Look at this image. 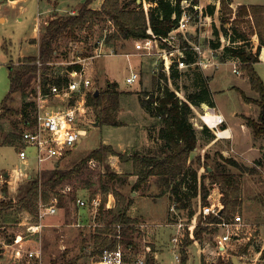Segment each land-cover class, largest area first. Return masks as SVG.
<instances>
[{
  "label": "rangeland",
  "instance_id": "1",
  "mask_svg": "<svg viewBox=\"0 0 264 264\" xmlns=\"http://www.w3.org/2000/svg\"><path fill=\"white\" fill-rule=\"evenodd\" d=\"M25 1L22 0L18 5L13 6L10 0H0V16H7L5 22H0V38H7L0 43V104L10 90L9 65L17 67L21 60L25 59L23 56L38 54V46L28 40L35 33L33 30L35 15L38 12H42L44 16L51 14L46 17V21H50L56 15H67L70 10L77 11L79 4L87 0H70L68 4V0L63 2L56 0L55 7L61 9L55 15H52L54 10L47 11L51 7V3L47 0ZM100 1L93 0L92 6L97 7ZM141 1L137 0V3ZM249 2L264 3V0H233L232 15L223 13L220 0L198 1L205 14L210 4L214 5V12L204 21L201 28L192 25L186 32V36L194 42L203 44L206 48H212L213 60L216 63L207 69L197 65L179 70L177 85L175 79L172 76L169 79L166 73L162 74L163 81L160 87L155 84L154 70L156 66L161 68V58L157 54L138 56L135 39L122 41L123 43L117 41L115 46L108 43L107 35L113 32V29L106 30L107 25L103 22L95 25L94 29H79L74 37H63L59 40L52 59L57 72L65 71L68 62L78 59L79 56L84 58L99 54L88 66L93 89L95 91L99 89L100 92L116 81L119 83V90L122 91L120 104L115 112V120L119 125L103 124L93 107L88 116L93 120L92 126L87 128L82 142L58 161L59 167L73 168L92 150L102 145L112 146L116 153L105 154L102 161L92 158L82 164L78 174L56 188L59 190L57 212L41 218L39 210L34 215L16 205L25 192L28 179L24 176L17 177L16 172L13 171L14 167L26 166L18 155L20 138H14L12 134L21 132L23 124L20 112L0 110V201L10 204L0 209V264H51L52 261H57V264H69L71 261L73 264H91L99 254L95 235L101 233L99 229L110 224L118 205L113 189H117L127 199L132 200V203L128 205L127 213L132 219L137 220L136 223L160 225L150 236L155 243L156 253L149 257L146 264H182L183 250L188 255L187 264H202L203 261L206 264H217L221 261L228 264H240L241 261H244V264H264V240L259 236V229L264 227V133L255 137L253 128L247 124V118H252L256 122L260 121V107L255 102L259 99V94L251 88L249 79L241 67L240 59L226 50V46L242 44V42L234 41L231 20L236 17L240 5L237 3ZM146 4L149 9V2L147 1ZM40 36L41 34L39 38ZM182 36L181 33L180 37ZM214 43H218V46L214 47ZM242 45L246 50L257 53V34L250 32L248 41ZM127 52L134 54L127 57L124 55ZM261 55L262 51L255 67L264 80V61H261ZM234 65H237L240 73L233 71ZM133 69H141V78L129 84L126 78ZM202 82H205L210 89V98L215 106L208 102L192 104L194 113L191 120L197 129L199 140L191 159L196 160L198 156L201 157L202 165L199 168V175H204L205 184L208 186L212 175L208 173L206 164H209V169L211 167L210 170H212V166H216L218 162L223 163L227 171L237 175L241 185L242 199L240 210L236 211L229 220L233 221L235 216L240 214L247 223L239 230V235L233 236L226 251L218 247V236L223 233V230L218 226L216 229L214 225H209L207 222L209 215L200 212V206L205 204L200 198L192 199L194 214L189 216L188 208L179 210L175 207L177 214L173 213L171 207L175 204L161 177L151 176L145 186L134 190V184L138 178L133 174L134 156L158 154L161 148V141L157 138L160 125L156 118L143 109L139 98L145 97L148 92L162 91L168 85L175 90L177 96L187 100L189 93L199 91ZM35 84L34 78L28 92ZM8 103L11 108L20 110L24 103L23 94L21 92L12 94ZM205 105L216 107L217 112L222 108L227 117L232 116L231 119L237 118L248 125L249 131L242 130V138L239 142L242 149L221 139L215 141L210 147L205 146L208 142L207 137L214 139L217 137L216 128L209 127L210 125L201 116L204 115ZM225 126L226 124L223 123L219 128L224 129ZM249 133H251V142L247 141ZM207 134H213V136ZM252 143L257 150H261L260 153L255 148H251ZM222 149L227 152L222 153ZM222 156L234 158L239 162L240 167L226 163ZM112 172L119 174L120 179L109 180L107 174ZM104 183L113 189L110 190L104 206H96L93 199L99 197L102 200ZM221 196L220 186L214 184L206 204L221 200ZM51 197L48 200L44 199V202L50 203ZM78 198H84L87 204L79 205ZM118 208L122 210L123 206L120 205ZM172 216L181 218L187 224L192 223L194 219V230L197 225L203 227L209 225L213 231H204L202 240H199L195 238V234L194 237L190 235L186 225L182 249L175 252L171 244L174 229L166 226V222L173 219ZM38 223H42L43 226L32 230L31 227ZM263 229L261 234L264 237ZM141 233H134L131 237L141 238ZM188 240L192 242L185 245ZM16 248L22 249L21 259L15 258ZM30 250L39 251V255L28 257L27 251ZM175 254L180 255L181 261L176 260ZM236 259L238 262L235 261ZM129 264L137 263L133 258Z\"/></svg>",
  "mask_w": 264,
  "mask_h": 264
},
{
  "label": "trees",
  "instance_id": "2",
  "mask_svg": "<svg viewBox=\"0 0 264 264\" xmlns=\"http://www.w3.org/2000/svg\"><path fill=\"white\" fill-rule=\"evenodd\" d=\"M147 1L151 3L148 13H146L144 8V0L139 3H137V0H104L100 8L92 6L93 0H87L79 4L80 6L76 14L56 15L43 27L39 40L37 38H33L32 40L34 43L39 42V54L26 56L17 67L9 65L10 90L0 104V110L5 109L6 111L20 112L22 122L25 118L30 117L32 111L35 109V104L31 100H27V96L32 80L37 75L38 65L36 60L40 59L44 62L41 68L42 73L44 75L48 74L51 68L46 62L53 59L59 40L63 37H74L79 29H94L95 25L100 22L107 25V28L114 25L115 30L109 33L106 38L107 42L114 46L117 44V41L122 42L129 39L136 40L149 37V27L157 36H166L181 14V0H177L176 4L172 0ZM193 1L198 2L199 0ZM220 2L223 13L232 15L234 11L231 7L233 0H220ZM214 8V5L210 4L207 13L212 14ZM231 22L234 41L242 42V44L245 43L250 37V32L256 33L258 36L257 53L246 50L242 44L226 46L228 52L240 59L241 67L249 79L251 88L259 94V99L255 102L260 107V121L256 122L252 118H247V124L253 128L255 137H258L264 133V80L255 65L260 60L259 55L264 48V3L240 4L236 17ZM225 30L228 31V28L225 27ZM217 33L219 32L217 31ZM213 46L217 47L218 43H214ZM192 59L193 57L189 56V60L191 61ZM162 74L164 75V73H160L154 76V83L159 85V87L163 78ZM178 75L179 69L176 65H172L171 76L175 79V84ZM160 91L157 90L156 94L148 92L145 94V97L139 98L143 109L156 118L158 125H160L157 138L161 141V148L158 154H137L134 156L133 174L138 177L134 184V190L145 186L151 176L161 177L165 181L166 189L170 192V197L175 207L179 210L188 208L189 216H192L194 214L192 199L200 198L206 204L210 190L216 184L220 186L223 208L220 213L207 216V222L209 225H213L229 220L236 211L240 210L242 199L241 185L237 175L227 171L223 163L218 162L216 166H212V170L209 169V164H206L208 173L212 175L210 185L208 186L205 184L204 175H199V168L202 165L201 157L198 156L196 160L191 159L199 140L197 129L191 120L194 113L192 104L198 105L200 102H208L210 105L215 106L210 98V89L205 82H202L199 91L189 93L187 100L177 96L175 90H172L168 85ZM17 92H21L24 96V103L20 110L11 108L8 103L12 94ZM121 94L122 91L119 90V83L116 81L110 83L104 90H100L97 95H95V91L89 94L88 103L92 108L95 107V110L99 114V120L103 124L119 125L115 120V112L119 107ZM241 94L245 98L242 90ZM148 95L149 97H147ZM246 99L248 98L246 97ZM203 119L210 126L215 127L223 118L221 116L212 117L204 114ZM219 133L226 135L227 131L220 129ZM207 135L213 136V134ZM12 136L20 138V132L14 133ZM213 139L206 138L207 141ZM109 152L116 153L112 146L102 145L92 150L73 168L62 169L58 165L55 168L44 171L41 177L28 179L25 192L16 202V205L20 209L36 215L38 212L37 201L40 194L45 200L50 199L52 195H58L59 190H56V188L78 174L82 164L92 158L102 161L105 154ZM222 157L226 163L240 167L239 162L234 158ZM107 175L108 179L112 181L121 177L119 174L113 172ZM111 189L113 188L108 184H103L104 195L101 200V207L107 201ZM113 192L117 198L118 205L110 224L104 226L103 229H99L101 233L95 235V244L98 247V252L105 246H116L119 242L114 237V234L117 233V228L111 224L118 222L136 223L137 221L132 219L127 213L128 205L132 203V200L127 199L117 189H113ZM120 205L123 206L122 210L118 208ZM8 206L10 204L0 201V209ZM209 225L205 227L197 225L194 230L195 238L202 240L204 231H213ZM214 226L217 229V226ZM131 227L125 225L122 228V233L125 235L126 240H129V228ZM189 242H192V240H188L185 245ZM183 252L184 258L182 264H187L188 255L186 251L183 250ZM70 263L73 264V261ZM51 264H57V261H52ZM202 264L206 263L203 261ZM217 264H228V262L221 261Z\"/></svg>",
  "mask_w": 264,
  "mask_h": 264
},
{
  "label": "built area",
  "instance_id": "3",
  "mask_svg": "<svg viewBox=\"0 0 264 264\" xmlns=\"http://www.w3.org/2000/svg\"><path fill=\"white\" fill-rule=\"evenodd\" d=\"M172 2L176 4L177 0H172ZM180 6L182 9L181 14L166 36H157L149 27V37L134 40L138 56L157 54L161 58L162 66L161 68L156 66L154 73L155 75L166 73L169 79L171 78L172 65H176L181 71L197 65L207 69L216 63L213 60L214 50L212 48H206L203 44L194 42L186 36V32L192 25L196 28H201L205 23L204 21L210 17V14H205L202 5L193 0H181ZM144 8L146 13H148L146 2ZM68 13L76 14L77 11L70 10ZM195 14L197 16L196 19ZM109 29L114 31V25H111ZM181 33L183 34L182 37H180ZM133 54L124 53L127 57ZM98 55L84 58L79 56L78 59L68 62V66L62 73L55 70L54 62L51 60L46 62L51 68L46 75L42 73L41 69L44 62L40 59L36 60L38 65L35 77L36 84L29 90L27 96V100L34 102L35 109L30 117L25 118L22 122L23 128L20 132L18 150L19 158L26 167H14L13 171L16 172L17 177L24 176L27 179L41 177L44 171L58 166V161L85 138L87 128H90L93 124V120L88 118L89 113L93 110L88 103V97L90 93L95 91L88 66ZM189 56L193 57L191 61ZM233 71L240 73L237 65H234ZM140 78L141 69H133L127 76L126 81L129 84H133ZM161 81H163V78ZM213 108L215 111V107ZM225 121L226 119L223 117L215 127L219 128ZM209 127L215 129L213 126ZM51 198L50 203H46L40 194L37 208H39V216L41 218L54 215L57 212L58 196L53 195ZM78 203L84 206L87 201L84 198H78ZM93 203L99 206L101 205V199L99 197L94 198ZM222 208L223 203L218 199L215 202L201 205L200 212L204 215L218 214ZM171 209L174 214H177L175 205ZM172 218L171 221L166 222V226L174 229L171 235V244L176 252L182 249L186 225L190 230V235L194 237L195 220L193 219L192 223L187 224L177 216H172ZM113 225L117 228V233L114 234V237L119 241L118 244L116 246H105L98 256L92 260L91 264H129L133 258L137 264H146L149 257L156 253L155 243L152 242L150 236L156 230V227L160 226L159 224L118 222ZM125 225L132 226L129 228V232L132 231V233H129V240H126L125 235L122 233V228ZM213 225L223 230V233L218 236V247L223 248L222 251H226L233 236L239 235V230L246 226L247 223L243 220L242 215L238 214L233 221L226 220ZM42 226V223H38L36 226H32L31 229L37 230ZM134 233H141L142 237L137 239L135 236L134 240L131 237ZM38 255L39 251L37 250L27 251L28 257H36ZM22 257V249L16 248L15 258L21 259ZM175 257L178 262L181 261L179 254H175Z\"/></svg>",
  "mask_w": 264,
  "mask_h": 264
},
{
  "label": "crops",
  "instance_id": "4",
  "mask_svg": "<svg viewBox=\"0 0 264 264\" xmlns=\"http://www.w3.org/2000/svg\"><path fill=\"white\" fill-rule=\"evenodd\" d=\"M20 1H22V0H10V2L13 4V6L18 5L20 3ZM47 1L49 3H51V7H52V8L49 7L47 9V11L50 12V11L54 10V13L52 15L57 14V11L58 10L60 11L61 8L60 7H55L56 0H47ZM61 1L63 2L64 0H61ZM69 1L70 0L67 1V4L69 3ZM103 1L104 0H101L100 3H99V5L97 7L96 6H94V7L95 8H100ZM25 2H27V0ZM146 2H147V0H146ZM250 3H252V2L244 3V4H250ZM237 4H243V3H237ZM22 8H24V7L22 6ZM50 15L51 14L44 16L42 14V12H38V14L35 15V17H34L35 18V21H34V27H33V30H34L35 33H34V35L32 37L28 38V40H29L30 43H34V42L31 41V39H33V38H37L39 40V35L42 32L43 26L47 24L46 22H49V21H46V17H48ZM2 19H3V21H2ZM6 19H7V16H5V15L0 16V22H5ZM5 39H7V38L6 37H3L2 39L0 38V43H1V41L5 40ZM34 44H36L38 46V49H39V42H35ZM38 54H39V51H38ZM23 57H26V56H23ZM261 59H262L261 61H264V49L262 50ZM209 107L210 106L205 105V107H204V109H205L204 114L205 115H210L212 117H219V116H221L222 118L225 117V119H226V121H225V124H226L225 128L226 129H224V130L227 131V134L226 135H221L219 133L220 128H216V130H217L216 131L217 137L215 139L211 140V141L206 142L205 143V146L206 147H210L211 145H213L215 143V141H218L219 139H221V140H225V142L227 141V142L231 143L233 146L236 145L238 149L239 148L242 149V147H240V145H239V142L241 141V138H242V130L245 131V132L249 131L248 125L246 123L242 122V121L237 120V118H236L237 116H235V118H236L235 120L231 119L232 116L231 117H227V115L224 113V111H223L222 108H220V110H219L220 113H218V112H215L216 111V107H215V111H214V108L213 107H210L213 112H210V110H208ZM201 116L203 118V115H201ZM249 134H250V136L247 135L249 137L248 138L249 140H247V141H250L251 142V140H250L251 133H249ZM247 146H248V144H247ZM251 148H253V149L255 148L256 149V147L253 145V143L251 144ZM221 151H222V153H226L227 152V150H224V149H222ZM256 151H259V153H260L261 150L260 149H258V150L256 149ZM228 152H229V150H228ZM263 228L264 227H261L259 229V236L264 240L263 234H261V232H262L261 230ZM240 264H244V261H241Z\"/></svg>",
  "mask_w": 264,
  "mask_h": 264
},
{
  "label": "water",
  "instance_id": "5",
  "mask_svg": "<svg viewBox=\"0 0 264 264\" xmlns=\"http://www.w3.org/2000/svg\"><path fill=\"white\" fill-rule=\"evenodd\" d=\"M99 93V89H97L96 91H95V95H97ZM210 169H211V167H210ZM8 174V173H7ZM221 212V211H220ZM236 262H238V260L236 259L235 260Z\"/></svg>",
  "mask_w": 264,
  "mask_h": 264
},
{
  "label": "bare ground",
  "instance_id": "6",
  "mask_svg": "<svg viewBox=\"0 0 264 264\" xmlns=\"http://www.w3.org/2000/svg\"><path fill=\"white\" fill-rule=\"evenodd\" d=\"M208 110H210V112H213V111H212V109H211L210 107H209V109H208Z\"/></svg>",
  "mask_w": 264,
  "mask_h": 264
}]
</instances>
